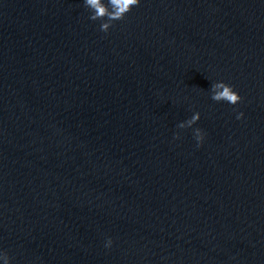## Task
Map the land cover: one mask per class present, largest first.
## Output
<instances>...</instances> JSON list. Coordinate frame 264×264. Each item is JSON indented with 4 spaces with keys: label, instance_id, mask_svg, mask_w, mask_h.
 <instances>
[{
    "label": "water",
    "instance_id": "obj_1",
    "mask_svg": "<svg viewBox=\"0 0 264 264\" xmlns=\"http://www.w3.org/2000/svg\"><path fill=\"white\" fill-rule=\"evenodd\" d=\"M90 15L0 0V252L264 264V0H140L107 33ZM220 81L242 100H212Z\"/></svg>",
    "mask_w": 264,
    "mask_h": 264
},
{
    "label": "clouds",
    "instance_id": "obj_2",
    "mask_svg": "<svg viewBox=\"0 0 264 264\" xmlns=\"http://www.w3.org/2000/svg\"><path fill=\"white\" fill-rule=\"evenodd\" d=\"M84 3L85 7L91 12L89 19L101 21L100 30L107 33L112 27L113 22L123 20L133 7L139 5L140 0H84ZM211 92V98L216 102L225 101L235 105L242 100V97L233 90V87L223 81L213 83ZM242 117V112L237 114V119H241ZM199 119L200 114L196 112L190 119L180 123L178 128H190ZM174 138L179 139V134L177 133ZM194 138L197 141V147L201 146L204 140V133L201 129H194ZM111 244L112 240L109 238L106 247H110ZM0 259H3L4 264H10L7 253L0 252Z\"/></svg>",
    "mask_w": 264,
    "mask_h": 264
}]
</instances>
